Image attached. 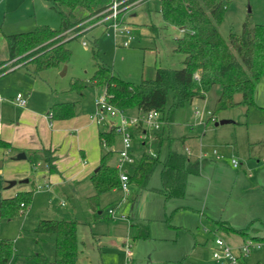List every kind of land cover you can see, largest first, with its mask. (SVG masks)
Returning a JSON list of instances; mask_svg holds the SVG:
<instances>
[{
    "label": "rangeland",
    "instance_id": "rangeland-1",
    "mask_svg": "<svg viewBox=\"0 0 264 264\" xmlns=\"http://www.w3.org/2000/svg\"><path fill=\"white\" fill-rule=\"evenodd\" d=\"M34 2H36V9L28 13H25L26 11L22 8L9 13L5 25H3V17L1 16L0 26H3L4 32L17 33L29 31L34 29L38 23L48 24L52 28H59L61 19L58 13L50 7V0H34ZM146 3L137 9L135 17H130L132 27H134L136 32L139 33L140 31V34L136 33V37L130 40L129 46L116 47L112 32L105 31L103 25L95 26L84 35L70 39L66 43V46L70 49L71 56L66 63L59 67L60 69L52 67L33 75L38 90L34 94V98H41L42 95L45 98L47 91L50 96L51 89H56L58 91V101L77 100L79 102L78 110H82L84 107L85 110L92 108L88 116L94 114L96 110L95 95L102 92L101 89L90 86V79L96 70L94 49L99 52V61L110 65L114 73L121 78L134 83L140 82L144 66L146 77L153 76L156 67L181 68L185 54L175 50L176 38L181 34L180 28L165 23L160 12V0H149V3ZM75 13L77 17L87 15L86 11L82 9H78ZM247 17L253 23L264 24V0H229L224 19L219 25V30L223 37L227 39L230 32L241 33L243 22ZM83 40L87 41V46L83 44ZM123 40L124 37H120L118 41ZM65 66V73L62 74ZM28 68L33 69V66L29 64ZM9 71L0 74V85L7 84L11 93L9 92L6 95L0 92V96L4 99L14 98L17 90H23L22 92L26 95L27 93H31L29 89H25L27 90L25 91L22 88L16 87L18 86L16 80L19 78V75H25L24 72L28 73L26 67L23 66L16 72ZM78 79L85 81L88 86L81 92L70 91L71 82ZM220 92L221 86L215 85L206 93L205 98L187 101L182 106L177 107L174 110L173 118L169 124H167L168 122L165 124L166 127L163 131L168 135L170 127L171 133L175 135L192 134L196 137L200 136L203 139L201 155L208 154V152H213L214 150L224 155L225 153H223L222 149L227 147L226 143H232L230 147L236 146L238 151L235 154L240 165L242 162L264 165V139L262 142L256 144L252 143L253 141L251 140L255 135V130H260L258 137L264 138V110L253 107L249 108L243 103L241 94L235 95V100L239 102L238 105L219 111L216 119L209 121L206 125V120L211 115ZM255 100L259 105L264 107V75L257 84ZM171 101L172 93L169 92L167 107L170 106ZM222 119L239 122V124H215ZM111 120L118 123L120 119L119 116H115ZM99 127L107 128L108 120L103 121ZM150 132L157 131L150 130ZM133 137V150L136 153V161L139 162L141 159V153L158 154L159 144L152 143L151 145L142 146V141L138 135H134ZM235 138H237V142ZM120 146L121 135L118 134L115 138V147L118 149ZM167 151L168 142L166 139L162 143L160 155L158 154V163L165 162ZM12 156L14 155L6 154L5 151L0 149V160L4 158L3 160L5 161V164L0 166V201L3 198V192H11L17 188L34 190L32 201L24 212H20L12 217H2L0 220V240L8 238L13 241L17 258L36 252H44L49 258H54L55 235L52 233L37 234L35 232L39 220L44 218H68L81 222L78 225V231L82 249L89 257V263L87 262L86 264H102L100 253L104 250H114V252L123 258L125 254L123 243L117 240L116 236V230H121L120 226L122 222L121 220L114 222L107 215L108 209L115 205L109 206L108 203L104 202L101 207L93 210L86 200V194L79 190L74 192L72 185H68L66 190L58 188H51L48 191L36 190L35 185H42L43 183L39 181L34 184L33 176L30 177L29 183H20L22 179L18 178V183L14 187L3 189L6 181L14 180L8 177L9 173L14 171L11 165L28 162L31 164V167L34 166L32 158L29 156L27 159L17 160L10 159ZM113 163L115 164V162ZM39 165L41 164L39 163ZM159 167L160 165L154 171L152 179L155 177L157 179ZM253 168L251 166L247 169L246 173L257 174V171ZM39 169H41V166ZM133 170L134 168H130V172ZM251 186L250 183L246 185L244 181L239 182L235 187L234 199L232 200L234 205L239 206L232 208L234 209L232 211H237L238 213L231 214V208L226 213L233 220L232 222L235 224L231 223L233 226L245 228L252 224L257 229L256 232L253 230L249 232L248 236L231 231L226 232L219 228L218 223L204 218V220L196 224L199 227L195 232H197L200 242L196 250L193 248L187 251L188 253L178 251L172 255H165L153 247L158 244L160 245V243L164 245L165 242L152 241L148 243V247L145 249L149 254L147 257L149 256L148 258L157 262L170 260L164 261L168 264H217L212 256V248L214 247L215 238L221 237L235 251H237L236 248L239 245H242L249 239L261 242L260 246L255 247L247 255L242 256V259L247 264H264V190L252 188ZM133 190L135 191L136 188L134 187ZM255 190H258V192ZM73 192L75 197L73 196ZM131 193L132 190L130 188L128 198ZM123 194V191L120 189L119 198ZM100 210H102L101 214H99ZM121 213L122 210L117 208V214ZM222 220L227 221L226 219ZM133 235L129 234L132 249L134 246ZM124 236L127 238V234ZM99 238H102V243L98 242ZM119 247L123 252L118 249ZM15 262L16 259H12L9 264H15Z\"/></svg>",
    "mask_w": 264,
    "mask_h": 264
},
{
    "label": "trees",
    "instance_id": "trees-1",
    "mask_svg": "<svg viewBox=\"0 0 264 264\" xmlns=\"http://www.w3.org/2000/svg\"><path fill=\"white\" fill-rule=\"evenodd\" d=\"M106 0H51V8L60 16L59 28L40 24L33 30L5 34L8 47V59L12 66L26 61L23 66L32 75L48 68H59L66 63L71 51L66 43L81 33L66 39L68 30L80 31L89 22L81 24L91 15L102 9ZM229 0H160V12L168 25L181 30L176 38L175 50L185 54L181 68L156 67L154 75L145 76V67L140 82L134 83L115 74L110 65L99 61V52L94 49L96 70L90 79V86L106 90L108 101L121 110L137 108L142 113L152 109L165 115L166 122L173 118L174 110L187 101L205 98L206 93L215 85L221 86L214 108L207 121L215 120L219 111L239 104L236 94H241L243 103L255 106V93L259 80L264 75V24L253 23L249 17L243 22L241 33L230 32L228 38L219 30ZM82 9L87 15L77 17L76 11ZM81 24V25H80ZM89 31V30H88ZM31 64L33 69H29ZM9 66L0 69L5 72ZM196 76L198 78H196ZM88 85L83 80L72 81L70 91L81 92ZM169 92L172 101L167 107ZM77 101L56 102L51 106L52 119H68L78 114ZM140 129L134 131L137 135ZM117 128L100 131L99 140L108 149L102 154L97 171L90 175L95 188L91 204L98 201L100 194L119 187V172L109 161L114 154L111 146L115 143ZM153 136L162 138V129ZM0 148L9 149L11 144L0 138ZM44 160L52 170L55 157L49 150L44 151ZM158 164V156L143 153L138 165L130 173V182L145 186ZM198 171V161L183 151L169 148L161 172L162 192L167 198L182 197L185 194V179L189 173ZM34 190L19 191L0 201V220L24 212L32 201ZM219 228L226 232H236L248 236L257 229L250 224L245 228H235L224 221H218ZM74 219H40L35 232L55 235V255L51 260L45 253L36 252L17 258L11 239L0 240V264H9L16 258L15 264H76L79 255L78 228ZM148 227L139 226L137 237H147ZM257 238V237H256ZM16 256V257H15ZM242 264H247L241 260ZM168 264V263H165Z\"/></svg>",
    "mask_w": 264,
    "mask_h": 264
},
{
    "label": "crops",
    "instance_id": "crops-1",
    "mask_svg": "<svg viewBox=\"0 0 264 264\" xmlns=\"http://www.w3.org/2000/svg\"><path fill=\"white\" fill-rule=\"evenodd\" d=\"M148 3L149 1H147L146 4ZM19 8H22L26 11L25 13H28L36 9V2H34V0H0V17H3V25L7 23V15ZM138 8L131 13L130 17H135L137 15ZM130 17L129 22L132 25ZM40 24L41 23H38L36 26ZM2 27L1 25L0 62L7 60L9 56L5 34H13L4 32ZM134 32L135 35L140 34V31L138 33L134 30ZM95 39L97 40V38ZM25 62L26 61H23L12 66L11 61H7L0 64V69L2 70L9 66L6 71L10 70L9 72H16L19 68L23 67ZM24 74L25 75H19V78L16 80V84L18 85L16 86L17 88H22L24 90L29 89V91H31V93H27V95L22 92L23 90H17L16 92V95L22 93L26 98V104L24 106L18 105L16 96L11 99H4L0 96V138L11 144V148L9 149H0L5 151L6 154L14 155L10 157L12 160H17L15 156L20 152H24L26 157L22 159H27L29 156L32 158L34 166L31 167V164L28 162L11 165L14 171L9 173V179L17 181L18 178H21L22 180H20V183H29L31 180L30 177L33 176L34 184L39 181L43 183L42 185L36 184V190L48 191L51 188L66 190L68 185H72L74 187V192L79 190L86 194V200L93 210L101 207L104 202L108 203L109 206L117 205L121 200V198H119V187L100 194L98 201L91 204V198L95 194V188L89 178L93 172L97 171L101 156L108 149L101 145L99 133L100 131L111 130V120L109 119L107 128H100V124L95 121L93 114L88 116L92 108L85 110V107L82 108V110L80 109L78 114L72 118L52 119L50 117V109L54 103L77 100L58 101V91L56 89H51L50 96L47 91V96H45V98L44 95H42L41 98H34V94L38 91L35 77L29 72H24ZM0 92L6 95H8L9 92L11 93L7 84L0 85ZM101 93L95 95V101ZM192 101H194V99ZM251 107L264 110V107L257 102L255 106ZM126 113L131 116H140L143 114L137 108L128 109ZM209 117L206 120V125L208 124L207 121ZM227 123L239 124V122L232 120ZM167 124H169V122ZM165 127L166 125L162 129L161 139L153 136L154 132L150 131L146 137L141 136L140 138L138 136L142 141L141 145L146 146L152 143L159 144L157 152L160 155L162 143L167 139L168 151L169 148H174L183 151L187 157L197 160L198 171L189 173L186 176L185 194L182 197L167 198L164 192H162L163 184L161 172L165 162L158 163L156 166L157 168L160 165L157 179L156 177L152 179L154 171L156 170L155 168L145 186H139L131 182L132 193L129 198L127 197L123 205L118 208L122 210V213L127 215V218L117 219L121 220L122 223L120 226L121 230H116V236L117 240L123 243L124 248L125 241L128 240L130 242L129 234H134L133 249L131 245V254L127 255L125 251L123 258L118 253L114 252V250H104L100 253L102 264H162L165 263L164 261H170L161 260L157 262L148 258L149 256L147 257L149 254L145 249H147L148 243L152 241L165 242L164 245L160 243V245L153 246L154 249L163 252L165 255H172L178 251L186 253L193 248L196 250L198 248L197 246L200 244L198 234L195 232L199 227L196 225L197 222L206 218L215 223L224 221L233 226L231 223L234 224V222L229 218L230 216H227L228 213H226V211L230 208L232 211L234 210L232 208L239 207L236 204L234 205L232 200L234 199L235 187L240 181L246 182V185L250 183L252 188L264 190V165H255L246 162H242L240 165L239 162L238 166H234L231 159L233 157L236 158L235 153L238 150L236 146L230 147L232 143H226L227 147L222 149L225 156L217 152V154L222 156L221 158H216L214 151L201 155L203 139L200 136L196 137L192 134L175 135L171 133L170 127L169 134L167 135L165 131H163ZM259 131L255 130V135L251 138L253 141L252 143L256 144L263 141L264 138L258 137ZM235 141H238L237 138H235ZM114 149H116V147ZM45 150H49L51 155L55 157L53 162L54 169L52 170L44 160ZM142 155L141 153V157ZM3 159L0 160L2 165L5 164ZM116 160L117 153L114 152L109 162L114 165L113 162H116ZM39 163L41 165H39ZM138 163L137 161V165ZM40 166L41 169H39ZM251 166L255 168L257 174L246 173L247 169ZM26 178L28 181L24 182ZM5 183L6 185L3 189H9L14 187L18 181L12 186H9V181ZM229 184L231 185L228 187ZM38 186H41V188H38ZM134 187L136 188L135 191L133 190ZM21 190L26 189L17 188L11 192H3V198L13 196ZM255 191L258 192V190ZM73 196L75 197V194ZM62 204L64 203L62 202ZM101 213L102 210L99 211V214ZM233 213L235 214L238 212L232 211L231 214ZM108 217L110 218L109 215ZM222 219H226L227 221ZM117 220L113 221L117 222ZM80 223L81 222H79V224ZM139 226L148 227L149 234L147 237H137ZM233 227L239 228L236 226ZM77 232L80 255L76 264H86L87 262L89 263V257L80 244L78 228ZM125 234H127V238L124 236ZM102 241V238L98 239L99 243H102ZM238 247L236 249H238ZM118 249L122 250L120 247ZM15 259L16 258H14V260ZM49 259L52 260V258Z\"/></svg>",
    "mask_w": 264,
    "mask_h": 264
},
{
    "label": "built area",
    "instance_id": "built-area-1",
    "mask_svg": "<svg viewBox=\"0 0 264 264\" xmlns=\"http://www.w3.org/2000/svg\"><path fill=\"white\" fill-rule=\"evenodd\" d=\"M149 0H106L105 6L91 15L89 18L84 20L81 24L89 22V24L77 32H72L68 30L66 32L69 39L85 31L92 29L95 26L103 25L105 31H111L114 39L115 45L118 46H129L130 40L135 38L134 29L129 22V17L131 13L146 3ZM80 24V25H81ZM120 37H124L123 41H118ZM83 44L87 46V41L83 40ZM196 78H198L196 76ZM16 101L18 105L24 106L26 104V98L22 93L16 95ZM96 110L93 114V118L98 124L103 123V121L111 120L115 116H119V122L115 123L111 120L112 127L117 128V132L121 135V146L118 149H114V144L111 148L117 153V160L114 164L115 168L119 172L120 184L119 188L123 191V196L117 205L108 209V215L111 219H126L127 215L125 213L117 214V208L121 207L126 201L129 191L131 188L130 182V168L137 165L136 153L133 150V140H134V131L140 129L138 136L141 138L146 137L150 130L158 131L162 129L166 122L165 115L159 110L152 109L143 113L140 116H131L126 113L125 110H121L108 101V94L104 90L95 101ZM111 127V128H112ZM151 154V153H150ZM149 154V155H150ZM216 158H221L222 156L217 154V151L214 150ZM152 156H157L152 154ZM234 166L239 165V160L235 157L231 159ZM41 188V186H38ZM124 249L127 255L131 254V244L127 240L124 243ZM261 242L249 239L240 245L235 251V249L223 238L216 237L214 241V247L212 256L217 264H242V256L247 255L252 249L257 246H260Z\"/></svg>",
    "mask_w": 264,
    "mask_h": 264
},
{
    "label": "water",
    "instance_id": "water-1",
    "mask_svg": "<svg viewBox=\"0 0 264 264\" xmlns=\"http://www.w3.org/2000/svg\"><path fill=\"white\" fill-rule=\"evenodd\" d=\"M65 70H66V66L64 67L62 74L65 73ZM229 121H230V120L222 119V120H220V121H217L215 124H216V125H218V124H224V123H227V122H229ZM25 157H26V155H25L24 152H20V153H18V154L15 156L16 159H22V158H25ZM1 165H2V162H0V166H1ZM27 181H28L27 178L24 179V182H27ZM16 182H17L16 180H9V186L14 185Z\"/></svg>",
    "mask_w": 264,
    "mask_h": 264
}]
</instances>
